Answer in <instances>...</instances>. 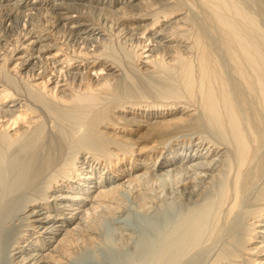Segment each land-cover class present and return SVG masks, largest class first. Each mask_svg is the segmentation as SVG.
I'll return each mask as SVG.
<instances>
[{"label": "bare ground", "instance_id": "1", "mask_svg": "<svg viewBox=\"0 0 264 264\" xmlns=\"http://www.w3.org/2000/svg\"><path fill=\"white\" fill-rule=\"evenodd\" d=\"M139 260L264 264V0H0V264Z\"/></svg>", "mask_w": 264, "mask_h": 264}, {"label": "rangeland", "instance_id": "2", "mask_svg": "<svg viewBox=\"0 0 264 264\" xmlns=\"http://www.w3.org/2000/svg\"><path fill=\"white\" fill-rule=\"evenodd\" d=\"M127 47H128V46H127ZM206 244H207V243H206ZM204 245H205V243H204ZM205 246H206V245H205ZM198 247H200V246H198ZM196 249H197V248H196ZM196 249L192 250V251L195 252V253H192V254H191V252H192V251H191L190 253H188L189 256H188V255H187V256H188L189 258L192 257V256H194L193 258H196V257L199 255V252H196L197 250L199 251V249H197V250H196ZM193 254H194V255H193ZM191 255H192V256H191ZM141 261H142V262H141ZM142 263H144L143 260H139L136 264H142ZM180 264H181V263H180Z\"/></svg>", "mask_w": 264, "mask_h": 264}]
</instances>
